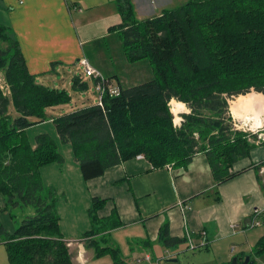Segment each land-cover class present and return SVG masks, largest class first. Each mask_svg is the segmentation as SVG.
<instances>
[{
    "label": "trees",
    "instance_id": "1",
    "mask_svg": "<svg viewBox=\"0 0 264 264\" xmlns=\"http://www.w3.org/2000/svg\"><path fill=\"white\" fill-rule=\"evenodd\" d=\"M117 8L122 23L110 32L119 33L126 60L149 61L155 78L120 85L118 95L106 91L101 103L52 118L47 109L70 104L71 96L38 84L19 44L0 25V72L10 88V96L0 88V194L5 197L0 212L15 217L11 208L16 207L23 219L13 234L0 223L10 264H74L62 230L59 193L46 185L43 173L65 158L48 133L31 142L28 131L34 126L52 120L60 143L71 147L85 182L139 157L153 170L167 165L182 169L203 153L216 194L221 184L240 174L233 172L234 165L264 145V140L257 143V133L235 127L229 104L252 92L264 95V0H186L145 20L136 18L131 0H119ZM72 88L86 92L89 84L76 76ZM174 100L190 110L181 115L178 126L170 107ZM261 166L255 170L264 193ZM107 202L92 199L83 238L95 258L109 256L114 264H126L110 236L122 226L117 210L106 218L99 216ZM254 218L264 228V211ZM158 243L171 249L186 245L187 239L172 237L167 222L160 228ZM263 254L264 234L249 264H256ZM245 259L240 256L237 261L242 264Z\"/></svg>",
    "mask_w": 264,
    "mask_h": 264
},
{
    "label": "crops",
    "instance_id": "2",
    "mask_svg": "<svg viewBox=\"0 0 264 264\" xmlns=\"http://www.w3.org/2000/svg\"><path fill=\"white\" fill-rule=\"evenodd\" d=\"M118 1L0 0V25L7 27L10 37L19 44L28 69L36 76L38 84L49 87L47 81L52 83V79L63 72V80H70L68 85L72 86V78L79 71L77 62L85 57L108 79L111 87H129L147 81V78L123 63L126 58L120 35L110 32L111 27L122 23ZM185 1L131 0L138 20L158 16L163 10L177 7ZM109 47L121 50V55L110 53ZM105 59H123L118 64L121 74H116ZM92 80L96 86L95 79ZM256 95L264 98L263 94ZM98 103L99 98L79 100L75 104L72 100L71 104L47 109V116L57 117ZM10 111L17 115L13 108ZM255 111L259 112V108ZM188 113L190 110L187 108L184 114ZM241 113L245 118L236 119L231 113L236 126L241 129L253 124L255 128L253 113L244 110ZM46 123H52V120ZM263 127L264 123L256 129ZM260 164V175L264 178V145L255 147L249 158L234 165L233 172L240 174L221 184L218 194L203 153L197 154L187 168L172 172L166 168L153 170L147 160L139 157L112 167L102 177L87 182L81 173L75 182H67L60 175L51 177L50 173L46 177L53 181L49 183L50 187L57 189L60 195L64 193L59 204L60 213L64 206L76 205L84 191L89 197L88 202L92 203L93 198L108 201L99 212L101 218L117 210L122 226L113 230L110 236L112 245L120 249L126 264H232L233 259L251 249L263 235L256 231L259 227H251L254 211H264V193L255 170ZM75 166L79 170L77 162ZM4 207L5 197L0 194V208ZM72 208L63 210L67 225L62 230L67 241L75 242L70 249L71 253L77 251L73 263L81 264L76 256L82 251L87 264H114L109 256L97 259L93 249L84 247L86 238L83 235L88 231L89 223L86 227L85 222L73 218ZM18 217H21L19 213ZM12 218L8 212H0V223L9 234L16 230L13 229ZM167 222L172 237L190 238L198 247L204 241L208 246L191 250L187 242L178 248H164L158 243V237L160 228ZM120 233L124 234L121 238L124 243L119 242L117 234ZM0 247L5 248L1 237ZM0 254V263L6 264L1 251ZM148 256L150 262L146 260ZM256 264H264V254L256 259Z\"/></svg>",
    "mask_w": 264,
    "mask_h": 264
},
{
    "label": "rangeland",
    "instance_id": "3",
    "mask_svg": "<svg viewBox=\"0 0 264 264\" xmlns=\"http://www.w3.org/2000/svg\"><path fill=\"white\" fill-rule=\"evenodd\" d=\"M182 4V3H181ZM2 46L3 47H6V45L4 43H2ZM110 53H119L121 55V50H116L115 47H109V50H108ZM107 61V64H111V66L113 67V71L116 73V74H121L119 67H118V64L120 63V61H123V59H105ZM123 63H125V65L130 68L131 70H134V71H138L140 73V75H143L145 76L148 80V79H151V78H155V72H154V68L152 66V64H150L149 61H144V62H141V63H138V64H130L128 62H126V60L124 59ZM141 70V71H140ZM66 71H69V69H66ZM70 73L72 74L73 71H70ZM81 71H77L75 72V76H79V77H82L85 81H87V83L89 84V89L86 91V92H81V91H75L71 84L68 85L70 83V80H66L64 81L63 80V72H61L60 75H57L54 79H52V83H48L49 81H47L46 84H49L50 86L49 87H52V88H60L59 90H65L69 93V95L71 96L72 100H73V104H75V101H87L88 99L90 100H98V96H99V92L96 90V86L92 80V78H88V77H84L82 76L81 74ZM2 73H0V79H3L2 77ZM63 76V77H62ZM73 79V78H72ZM73 81V80H72ZM145 81V80H144ZM143 82V81H142ZM252 93H256V92H252ZM249 95V94H248ZM250 97V96H249ZM71 100V102H72ZM236 100L235 98L234 99H231L230 102H231V105H230V111L232 113V115L236 118V119H243L245 118V116L241 113L242 110L246 111V112H251L253 113V117L252 118H255V114H256V111H255V108L251 105H248L246 103H244V105H238L235 109V115L233 114L232 112V102ZM179 103V101H176ZM183 106H184V109L182 111H180L178 114L174 115V122L179 125L182 121V118H181V115L186 113L187 112V108L186 106L180 102ZM71 104V103H70ZM173 113V112H172ZM12 115H15L14 113L11 112ZM251 118V119H252ZM251 121V120H250ZM249 126H251L253 129H256V127L254 128L253 127V124H248ZM244 127V126H243ZM44 133H48L50 134L51 136H53L59 143V150L60 152L62 153V155L64 156L65 158V161L63 164H55V165H52V166H48L44 169L43 173H44V178H45V183L47 186H49V183L50 182H53L52 179H48V177H46V175L48 173L51 174V177L53 176H57V175H60L63 177V179H67L66 181H70V182H75V178L78 176V178L80 177V169L78 170L75 166V158L72 154V150H71V147L68 146V145H65V144H62L60 143L59 141V138H58V134L56 132V128L55 126L52 124V123H46L43 124V125H40L39 126H34V128H30L29 131H28V135H29V138L31 140L32 143H34L35 141V137L40 135V134H44ZM59 170V171H57ZM57 171V172H56ZM80 199L78 200V202L75 204H70L68 206H64L63 207V210L65 211H69L70 208L71 209V214L73 216V218H76L78 221L80 222H85L86 223V227L89 223V208L91 207V201L88 202V198H87V194L86 192L84 191L83 193H80ZM59 197H60V203L62 201V198L63 196L59 194ZM12 212L14 214H16L18 216V213L21 211L19 210L18 208L16 207H13L11 208ZM62 211V213L60 214L61 217H62V226L63 228L67 225V222L65 221V216H64V212ZM59 213H60V207H59ZM22 214V213H21ZM17 216L13 217L12 218V225H13V229L15 230L21 223V217H18ZM257 228V227H255ZM256 231L258 233H262L264 234V228L263 227H260L256 229ZM7 232V231H6ZM118 238H119V242H123V240H121V238H123L124 234L120 233V234H117ZM2 239L4 238V235L0 236ZM85 243V244H84ZM83 245L85 247L86 245V241H84ZM118 245V244H117ZM119 246V245H118ZM255 246V245H254ZM254 246L249 249V250H246L244 253H240L239 256H245L246 257H251V254L253 252V248ZM120 247V246H119ZM2 248V249H1ZM0 251L2 252V255L4 256L5 258V261H6V264H10L8 262V257H7V254H6V250L5 248L3 247H0ZM75 253H77V251L75 252H72V255H73V258L75 259ZM0 257H1V254H0ZM87 258V257H86ZM238 258V257H236ZM1 264V263H0ZM89 264V263H88Z\"/></svg>",
    "mask_w": 264,
    "mask_h": 264
},
{
    "label": "built area",
    "instance_id": "4",
    "mask_svg": "<svg viewBox=\"0 0 264 264\" xmlns=\"http://www.w3.org/2000/svg\"><path fill=\"white\" fill-rule=\"evenodd\" d=\"M77 67H78L79 71H81L82 76L99 80V82L96 84V90L99 92V96H98L99 97V103H101L102 96L104 95V93L106 91H108L111 95H118L119 94V88L111 87V85L107 81V79L102 75V73L97 71L91 65L90 61L87 58H85V57L80 58L77 62ZM0 88H1V90L5 96H10V88H9V85L7 84L4 77H3V79H0ZM175 125L178 126L176 123H175ZM235 127L238 130H242L245 132L257 133L258 134L257 143H259V140H264V133L261 132V131H263L264 127L262 129H253L251 126L246 125L244 127H241V129H240L239 127L236 126V124H235ZM165 168L170 172H172L174 170V167L172 165H167ZM184 209H186V208L184 207ZM261 212H263V211L257 209L254 211L253 214H255V213L260 214ZM259 226H261V221H259L258 219H255V218L252 219L251 227L255 228V227H259ZM186 239H187V242H189V248L191 250H197L200 247L206 248L208 246V243L203 241V243L200 245V247H198L192 243L190 238H189V240H188V238H186ZM74 243L75 242L68 241L67 247L69 249H71L73 247ZM76 259H78L81 264H87V262L85 261V258H84V253L82 251L78 252ZM146 260L148 262H150L151 258L148 256V257H146Z\"/></svg>",
    "mask_w": 264,
    "mask_h": 264
},
{
    "label": "bare ground",
    "instance_id": "5",
    "mask_svg": "<svg viewBox=\"0 0 264 264\" xmlns=\"http://www.w3.org/2000/svg\"><path fill=\"white\" fill-rule=\"evenodd\" d=\"M257 93H253L248 96H240L235 98L232 102V112L235 115V109L238 105H244V103L251 105L252 108H259V112L255 114L254 123L256 128H260L264 123V98L260 95H256ZM250 96V97H249ZM171 111L174 115L178 114L180 111L184 109V106L181 103L173 101L170 105Z\"/></svg>",
    "mask_w": 264,
    "mask_h": 264
},
{
    "label": "water",
    "instance_id": "6",
    "mask_svg": "<svg viewBox=\"0 0 264 264\" xmlns=\"http://www.w3.org/2000/svg\"><path fill=\"white\" fill-rule=\"evenodd\" d=\"M250 260H251V257H246L244 263H242V264H249ZM232 264H240V263H238L237 258H235V259H233Z\"/></svg>",
    "mask_w": 264,
    "mask_h": 264
}]
</instances>
